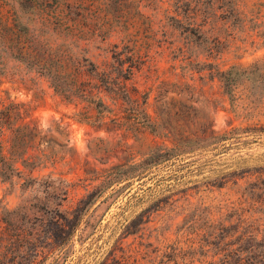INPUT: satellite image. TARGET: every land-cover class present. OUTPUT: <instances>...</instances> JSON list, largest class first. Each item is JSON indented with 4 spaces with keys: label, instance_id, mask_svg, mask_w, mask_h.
Segmentation results:
<instances>
[{
    "label": "rangeland",
    "instance_id": "374dc122",
    "mask_svg": "<svg viewBox=\"0 0 264 264\" xmlns=\"http://www.w3.org/2000/svg\"><path fill=\"white\" fill-rule=\"evenodd\" d=\"M263 68L264 0H0V108L35 119L0 140L73 182L27 208L0 181V264H264Z\"/></svg>",
    "mask_w": 264,
    "mask_h": 264
},
{
    "label": "trees",
    "instance_id": "16d2710c",
    "mask_svg": "<svg viewBox=\"0 0 264 264\" xmlns=\"http://www.w3.org/2000/svg\"><path fill=\"white\" fill-rule=\"evenodd\" d=\"M35 54H38V52L36 51ZM252 71L253 70H249L247 66L240 67V66H234V65L229 66L225 70L221 71L220 80L222 81L225 92L230 94L231 86L235 83V79L239 78L240 76L243 77L244 79H248L249 72H252ZM257 75L259 76V78L260 76L264 75V68L261 69V71L258 70ZM97 104L104 106L103 102L100 99H98ZM143 122L145 123L146 126H148V124H151L147 121H143ZM33 127H35V119L30 116L29 107L24 102L10 101L8 104H5L0 108V134L5 132V129L6 130L9 129V131L10 130L20 131L24 129H31ZM231 131H232V128L223 131V133L219 134L218 136H213V135L212 136L214 138L218 137L219 139H224L228 137L227 134L230 133ZM8 138H9V145H8L7 151L9 154L5 155L2 151V145H3L2 140L7 141ZM30 140H31V136L29 134H25L23 131L19 134L16 142L19 143L18 146H20L21 148L20 152L22 150H24L25 152L27 151V147H28L27 142ZM16 142L12 136L11 137L7 136L6 138L4 139L1 138L0 140V181L8 180L10 182L11 181L10 179L13 178V176L19 177L18 173L20 172V168L18 167V163L25 166L26 162H29L28 155L27 156L24 155L25 152L20 155L21 157L19 156L12 157V152H14L17 148V147L16 148L14 147L17 145L15 144ZM15 158H19V161H17V159ZM143 162H145V164L147 163L149 164L151 163V160H149V157H145L143 159ZM111 167L116 168L118 167V165L115 164ZM116 172L117 171L110 172L108 175L103 176L102 179L99 180V182L97 183V185L99 186V190L97 192L101 191L100 189H102L103 187H107L114 182H119L122 180L121 176H123V174L121 172L120 173H116ZM19 178H21V181L19 182V185H18V188L20 191L19 205L21 206L23 205L27 208L38 206L36 201H41V200L40 198L33 195L32 193H34L39 188H40V191L44 189L45 192L50 191L51 193H54V194L60 191L61 197L66 199L68 197L70 187L73 185L72 181H69L62 177H55V176H52L51 174H45L44 176L37 177V176H33L28 173L25 177H19ZM97 192L90 193V194L89 192H86V195L90 196V199H92L93 196L95 197L98 194ZM82 200H83V197L77 198V200L75 201L76 202L75 208L83 207V203L85 202V200L84 201ZM88 202H89V199H88ZM76 219H77V216L74 217V222L68 219L66 224L70 225L72 229L74 227ZM246 230L243 229L240 231L239 240L251 241L254 239L252 232L248 229Z\"/></svg>",
    "mask_w": 264,
    "mask_h": 264
}]
</instances>
